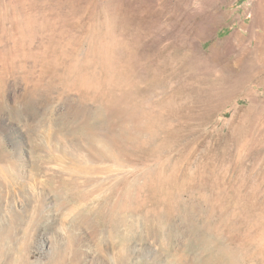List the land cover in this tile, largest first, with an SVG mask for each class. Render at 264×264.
<instances>
[{
	"label": "rangeland",
	"instance_id": "1",
	"mask_svg": "<svg viewBox=\"0 0 264 264\" xmlns=\"http://www.w3.org/2000/svg\"><path fill=\"white\" fill-rule=\"evenodd\" d=\"M263 11L264 0H0V153L24 162L51 206L98 196L101 230L111 214L161 222L157 238L135 232L131 264H264ZM249 60L258 69L237 82ZM65 121L94 130L117 179L54 157L67 132L53 122ZM47 231L30 264H66ZM31 235L23 223L0 238V264H19Z\"/></svg>",
	"mask_w": 264,
	"mask_h": 264
},
{
	"label": "bare ground",
	"instance_id": "2",
	"mask_svg": "<svg viewBox=\"0 0 264 264\" xmlns=\"http://www.w3.org/2000/svg\"><path fill=\"white\" fill-rule=\"evenodd\" d=\"M252 69H258V66L254 60H249L246 69L239 74L236 81L240 83L244 81L250 75L248 71ZM53 124L54 133L62 129L67 132L65 138L59 143L49 145L50 152H53L57 160L61 161L64 166L73 161L85 162L92 167L106 165L111 171L109 178L117 179L119 173L116 169L117 158L112 154L108 156L98 151L94 130L91 131L86 124L76 125L77 121H65L62 128L56 126L55 122ZM37 126L40 127V123H37ZM80 133L82 137L77 138L76 136ZM68 145L88 151V153L83 151L76 157L65 151L64 147ZM24 166V162L15 159L13 155L0 153V174L2 176L0 177V194L3 195L2 200L0 197V211L4 212L5 223L0 230V238L1 240L11 238L14 230L23 223L28 224L32 233L25 245L18 242V248L21 251L25 250V253L20 256L19 264H30L29 249L33 236L40 226L49 230L47 231L49 233H56V237L66 243V264H131L135 258H138L134 241L135 232L139 237L148 236L150 238L166 234L162 231L161 222H156L152 218L142 221L141 217L130 219L127 215L118 217L114 214H111L108 227L101 230L97 225V217L95 219L91 215L99 203L90 205V201L94 202L98 196L91 200L82 199L71 203L62 195L53 201V206H51L49 204L52 201L48 197V192L39 190L37 183H32L36 182L38 177L35 178L31 172L24 170ZM62 172L63 169L59 172L61 174L54 172L48 175L47 181L65 180ZM76 179L78 180V177L74 176L73 180ZM136 225L138 229L134 230ZM180 249L181 247H178L175 253L179 254ZM183 255L182 252L180 258L185 260ZM185 264L189 263L186 261Z\"/></svg>",
	"mask_w": 264,
	"mask_h": 264
}]
</instances>
